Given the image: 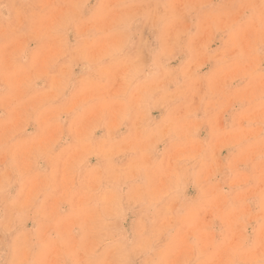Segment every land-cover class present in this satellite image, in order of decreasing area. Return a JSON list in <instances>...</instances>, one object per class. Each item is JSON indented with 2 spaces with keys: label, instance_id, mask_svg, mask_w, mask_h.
I'll return each instance as SVG.
<instances>
[{
  "label": "rangeland",
  "instance_id": "1",
  "mask_svg": "<svg viewBox=\"0 0 264 264\" xmlns=\"http://www.w3.org/2000/svg\"><path fill=\"white\" fill-rule=\"evenodd\" d=\"M0 264H264V0H0Z\"/></svg>",
  "mask_w": 264,
  "mask_h": 264
}]
</instances>
